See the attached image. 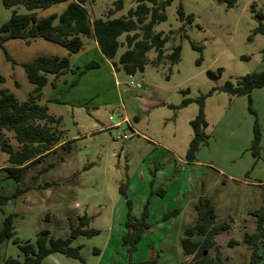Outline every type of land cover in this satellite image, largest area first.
<instances>
[{
	"label": "rangeland",
	"instance_id": "obj_1",
	"mask_svg": "<svg viewBox=\"0 0 264 264\" xmlns=\"http://www.w3.org/2000/svg\"><path fill=\"white\" fill-rule=\"evenodd\" d=\"M115 1L88 5L91 18L105 16ZM123 1L124 9L116 18L137 5L136 0ZM180 3L187 16H194L185 25L188 38L179 33ZM253 4L256 11L264 12V0H235L232 7L218 0H175L166 9L167 20L154 30L172 32L166 54L180 45V62L171 65L164 60L153 65L157 57L153 49L144 71L131 77L116 72L92 38L84 39V50L78 54L40 38L31 44L10 40L0 48V76L4 78L0 92L8 91L20 101L34 92L23 63L40 56L69 58L71 71L55 87L53 76H47L40 104L62 119L65 140L72 141L70 151H53L30 166L19 182L8 178L6 171L0 172V197L19 190L16 198L0 204V226L13 214L16 237L34 242L42 229H49L54 237H69L71 222L77 224L79 216H86L87 228L99 231L97 236L80 237L73 243L74 247L82 245L86 264H143L157 255L160 264H185L189 258L185 260L183 253L179 258L169 246L177 241L182 250L179 239L194 224L199 201L208 199L219 219L231 223V230L217 238L225 264H250L244 244L229 248L228 243L254 232L256 218L251 213L264 208V88L252 93L262 133L258 158L250 150L256 116L249 111L248 98L231 96L220 88L264 71V35L253 34L257 26ZM66 7L58 4L39 16L59 15ZM19 12L26 10L20 6ZM10 17L11 11L0 0V27ZM124 40L125 36L119 38ZM193 44L201 50H194ZM125 50L121 47L118 57ZM92 61L101 63V68L81 74ZM208 72L218 79H209ZM209 93L205 100L208 141L189 163L190 121L197 116L198 104L179 106L186 98ZM49 165L53 166L43 171ZM10 166L0 150V168ZM126 183L132 215L142 219L147 209L146 222L151 225L131 255L130 245L122 240L129 206L120 186ZM173 210L177 214L165 218ZM260 252L264 255V244ZM19 255L12 241L0 245V259ZM45 264L82 263L55 254Z\"/></svg>",
	"mask_w": 264,
	"mask_h": 264
},
{
	"label": "trees",
	"instance_id": "obj_2",
	"mask_svg": "<svg viewBox=\"0 0 264 264\" xmlns=\"http://www.w3.org/2000/svg\"><path fill=\"white\" fill-rule=\"evenodd\" d=\"M98 0H2L3 6L11 11L9 20L0 27V48L10 40H22L31 44L40 38L47 42L59 45L69 54H78L84 49V39L92 38L103 55L116 72L123 71L128 76H134L143 72L149 63L148 52L155 50L157 53L153 65H159L167 60L171 65L181 60V46H174L170 54H166V45L170 40L169 35L156 32L155 26L167 20L166 9L175 0H136L137 5L128 11L123 17H114L124 9V1L116 0L113 8L101 18H91L88 5H93ZM226 3L228 7L235 4V0H218ZM58 4H67L61 14H51L46 18L40 17V12L50 9ZM22 6L25 13L19 12ZM251 11L257 22L253 30L254 35H264V12L256 11L255 5H251ZM177 16L182 26L179 28L181 37L188 38L186 23L194 21L193 15H186L183 4L177 9ZM125 36L124 42L119 38ZM121 47L126 50L118 57ZM194 50L200 51V47L192 45ZM11 61L10 57L7 56ZM199 59L198 62H200ZM28 81L34 85V92L26 101L18 100L8 91L0 92V150L8 156L11 165L3 170L7 177L19 182L23 173L30 166L41 162L50 153L61 148L70 151L72 141H66L61 129L62 119L49 114L48 108L40 104L42 92L48 84V75L57 80L71 71L69 58L40 56L32 61L22 64ZM101 63L92 61L85 66L81 74L92 69H100ZM220 76V73H219ZM4 78L0 76V82ZM55 87V81L53 82ZM264 88V71L252 72L241 77L235 84L227 82L220 88L231 96H246L249 102V111L255 115L253 127V140L251 146L252 155L258 158L261 151L262 133L258 123L256 112L252 105V93ZM185 94L187 92H184ZM201 95L196 99L186 98L179 108L187 107L191 103L198 104L197 116L190 121L193 129V138L186 154L187 162H194L202 145L208 141L206 129L205 100L208 96ZM172 107V106H171ZM173 108V107H172ZM16 142L14 145L13 142ZM53 165L43 169L48 170ZM128 184L120 186L121 195L126 197L129 212L125 223L127 233L123 236V244L130 245V255L136 250L137 244L144 231L151 225L146 222L147 209L142 219L135 218L131 213L132 203L127 197ZM19 190L11 196L0 197V204H5L16 198ZM196 220L187 228L181 246L184 256L189 260L185 264H225V259L218 246L217 238L231 230V223L221 221L215 211V207L208 199H201L196 206ZM177 210L168 213L165 218L176 215ZM256 218L254 232H245L240 240L230 239L229 248L244 244L250 254V264H260L264 261V255L260 250L264 244V208L251 213ZM14 217L6 216L3 228L0 231V244L12 241L20 251V256L8 257L0 260V264H45L48 256L60 254L86 264L82 256V245L74 247L73 243L80 237L92 238L99 235V231L89 229V219L79 216L77 224L71 222L69 237H54L49 229H42L36 233L34 242L21 241L16 237ZM215 255H212V252ZM132 257V256H131ZM159 255L153 260L143 264H160Z\"/></svg>",
	"mask_w": 264,
	"mask_h": 264
},
{
	"label": "crops",
	"instance_id": "obj_3",
	"mask_svg": "<svg viewBox=\"0 0 264 264\" xmlns=\"http://www.w3.org/2000/svg\"><path fill=\"white\" fill-rule=\"evenodd\" d=\"M94 40V39H93ZM94 42H95V40H94ZM95 48L97 49L98 48V46H97V43L95 42ZM99 49V48H98ZM84 50V49H83ZM62 77V76H61ZM60 77V78H61ZM54 78V77H53ZM60 78H58L57 80H54L55 81V84L60 80ZM5 168V167H4ZM3 167L2 168H0V172H3V169H4ZM7 178V177H6ZM3 214V213H2ZM6 213H4L3 214V216L5 215ZM17 215V214H16ZM2 228H3V224H2V226H0V231L2 230ZM181 239L182 238H180L179 240L181 241ZM168 240H170V238H168ZM172 241V240H171ZM8 241H5V242H3V243H1L0 245H3L4 246V244H6ZM169 242V241H168ZM173 242V241H172ZM168 244V243H167ZM174 244H175V241H174ZM181 245V244H180ZM170 248L169 249H173V251H174V253L179 257V258H181V257H183V255H182V253H183V251L180 249V247H179V242H177L176 241V244L175 245H173V246H169ZM178 248H179V250H180V252L178 253ZM4 250H2V252H3ZM96 253H98V251H96ZM260 253H262V252H260ZM20 256V255H19ZM18 256V257H19ZM52 256V255H51ZM48 257H50V256H48ZM47 257V258H48ZM4 258H6V257H4ZM4 258H1L0 260H2V259H4ZM186 259H188V257H185V260ZM46 260V259H45ZM260 264H264V261L263 262H261Z\"/></svg>",
	"mask_w": 264,
	"mask_h": 264
},
{
	"label": "water",
	"instance_id": "obj_4",
	"mask_svg": "<svg viewBox=\"0 0 264 264\" xmlns=\"http://www.w3.org/2000/svg\"><path fill=\"white\" fill-rule=\"evenodd\" d=\"M207 76L209 77V79H211L212 81H216L218 79V75L212 72H208Z\"/></svg>",
	"mask_w": 264,
	"mask_h": 264
},
{
	"label": "built area",
	"instance_id": "obj_5",
	"mask_svg": "<svg viewBox=\"0 0 264 264\" xmlns=\"http://www.w3.org/2000/svg\"><path fill=\"white\" fill-rule=\"evenodd\" d=\"M131 77V76H130Z\"/></svg>",
	"mask_w": 264,
	"mask_h": 264
}]
</instances>
